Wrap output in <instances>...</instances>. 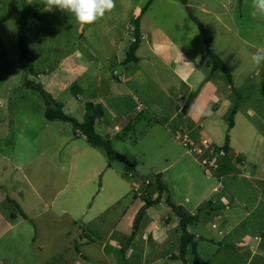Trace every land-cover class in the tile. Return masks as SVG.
Here are the masks:
<instances>
[{
	"label": "rangeland",
	"instance_id": "rangeland-1",
	"mask_svg": "<svg viewBox=\"0 0 264 264\" xmlns=\"http://www.w3.org/2000/svg\"><path fill=\"white\" fill-rule=\"evenodd\" d=\"M147 1L115 0L104 17L82 25L44 0H0V264H127L124 239L146 193L158 197L157 175L170 200L197 216L188 232L201 260L264 264V62L251 60L264 47V16L251 15L252 0H154L140 21L139 61L124 64L133 21ZM26 5L38 7L27 17L29 52L22 58L14 12ZM193 17L212 33L211 48L233 87L222 72L210 75ZM206 78L194 98L184 92V79L195 91ZM36 84L78 123L86 102L102 105L95 132L126 161L108 167L104 151L76 135L72 123L47 121L45 103L30 88ZM227 134L238 153L230 152L236 172L218 178L223 158L213 148ZM185 136L204 153L190 152ZM9 200L29 219H11L17 211ZM144 210L141 230L170 226L173 239L181 236L165 201ZM174 241L147 243L143 258L129 264H193L190 249L185 261L166 256H178Z\"/></svg>",
	"mask_w": 264,
	"mask_h": 264
},
{
	"label": "trees",
	"instance_id": "trees-1",
	"mask_svg": "<svg viewBox=\"0 0 264 264\" xmlns=\"http://www.w3.org/2000/svg\"><path fill=\"white\" fill-rule=\"evenodd\" d=\"M182 4L187 6V0H179ZM154 2V0H148L147 3L143 8L139 10L138 16L133 21V39L132 42L126 52V57L123 61L124 64L129 62H138L139 59L136 55V51L138 50L140 43L142 41V34L140 31V21L141 17L145 14L147 9L150 5ZM37 7L36 5H26L21 10L15 11L16 17V25H17V35H18V46L20 49L21 57L27 58L28 57V46L26 44V34H27V17L29 15H36L37 14ZM188 8V7H187ZM188 10H190L188 8ZM194 21L196 19L192 18ZM197 22V21H196ZM199 31L203 34L204 44H205V54L207 56L206 66L210 68V75H212L216 71L222 72L225 76L228 84L233 87V78L221 58L212 50L211 44L213 41L212 33L205 29V27L197 22ZM208 81V78L204 79L199 87L192 92L189 96L190 98H194L202 88V86ZM30 88L36 93V95L45 103L46 109L44 112V117L47 121H61L65 123H72L76 130V135L81 134L85 137L86 142L93 148L102 149L109 161L108 167L112 161L119 160V161H126L125 158L117 153L112 148L111 140L108 137L101 136L95 132L94 126L96 121H100V119L104 116V109L102 105L95 104L91 102H86L84 104V115L83 121L78 123L74 118L67 115L63 111V105L51 100L46 92L42 89L39 84L31 85ZM72 93L75 96H78L81 90L77 86H73L71 89ZM238 110V104L235 103L232 105L229 113L226 117L227 122V130L228 133L230 130L233 129L235 122L234 118ZM229 135L227 134L224 140V144L219 147L213 148V155H220L222 156V161L216 166L215 168V175L218 178L223 177L224 175L235 173L236 168L234 164L231 162L230 152L231 148L229 145ZM240 161V158H236V162ZM126 172L131 173L132 166L129 165L128 162H125ZM152 184L150 183L149 186ZM155 190L159 192L157 198L152 199L149 193L143 197L144 207L149 208L153 205L160 204L161 196L166 195L165 203L170 208L171 212L178 218V228L181 232L180 242H179V254L178 256H172V259H181L185 261V257L187 255L188 249H190L193 255V264H208L207 262L201 260L198 257L197 253V243L195 242V236L188 232V227L197 220L196 215L189 214L186 212L181 206L175 205L171 200L170 196L167 193L166 186L161 181V175H157L155 181ZM11 201V200H9ZM16 210L19 213V216L23 219H28L27 216L22 212L19 206L14 202L11 201ZM212 201L208 200L205 204L206 207H210L212 205ZM144 208V209H145ZM144 209L140 210L137 213V216L132 224L131 234L128 236L124 248L121 250V254H124V250L131 244L133 239L135 238L136 234L139 231V225L142 221L144 215ZM17 215L11 214L10 218L15 219Z\"/></svg>",
	"mask_w": 264,
	"mask_h": 264
},
{
	"label": "clouds",
	"instance_id": "clouds-1",
	"mask_svg": "<svg viewBox=\"0 0 264 264\" xmlns=\"http://www.w3.org/2000/svg\"><path fill=\"white\" fill-rule=\"evenodd\" d=\"M49 10L53 8L71 13L82 25H91L115 8V0H44ZM252 16H264V0H252ZM251 60L260 65L264 62V47L252 54Z\"/></svg>",
	"mask_w": 264,
	"mask_h": 264
},
{
	"label": "crops",
	"instance_id": "crops-1",
	"mask_svg": "<svg viewBox=\"0 0 264 264\" xmlns=\"http://www.w3.org/2000/svg\"><path fill=\"white\" fill-rule=\"evenodd\" d=\"M141 31V30H140ZM142 34V33H141ZM142 38H143V35H142ZM160 46V45H159ZM157 50H158V47H155ZM137 52V51H136ZM181 85H184V92L186 94H189L190 92H193L194 90L192 89V87H190L188 85V83L185 81V79L183 80L182 84ZM207 87V84L203 87L202 91H204V89ZM185 94V95H186ZM210 97L212 96L213 97V92L211 95H209ZM137 111L138 112H142V106L141 104L138 105L136 107ZM235 126V125H234ZM234 128V127H233ZM193 142L197 143V141H194ZM230 148H231V152L233 153H237L230 145ZM238 154V153H237ZM2 156L0 155V158ZM165 195V194H164ZM37 196V199H39V196L38 194H36ZM166 198V197H165ZM13 201V200H11ZM10 201V202H11ZM16 204L17 202L14 201ZM18 205V204H17ZM19 206V205H18ZM20 207V206H19ZM22 209V212L27 216V218L29 219V216H28V213H26V210L23 208ZM17 211V210H16ZM17 213V217L19 219H23L19 216V213L18 211L16 212ZM11 214H15V213H10ZM172 214V213H171ZM16 215V214H15ZM174 215V214H173ZM168 217L170 218V223L172 222V216L168 215ZM175 220V218H174ZM177 221V225H178V219L176 220ZM170 227V226H168ZM168 227H160V225H155L154 227H152L151 229L149 230H141V228L139 227V231L138 233L136 234L135 238L133 239V241L131 242V244L125 249L124 251V254H123V262L129 264V263H133L136 259V257L138 255H140V259L143 258L144 254L146 253V244H153V245H158V244H165V242H169V240L172 239L175 240L174 241V245H177L179 246V242H180V236L173 239L171 237V234H170V229ZM127 240V237L124 239V242H126ZM124 242H119V246L121 247V245L124 243ZM264 243V242H263ZM251 249V248H250ZM127 250V251H126ZM248 251V249H243L241 252H246ZM262 253L264 254V247L262 248ZM141 253V254H140ZM169 259L171 260H178V259H172V256H174L173 254H168L166 255ZM264 257V256H263ZM252 258V257H249V259ZM263 261H264V258H261ZM160 259L157 260V262L159 261Z\"/></svg>",
	"mask_w": 264,
	"mask_h": 264
},
{
	"label": "built area",
	"instance_id": "built-area-1",
	"mask_svg": "<svg viewBox=\"0 0 264 264\" xmlns=\"http://www.w3.org/2000/svg\"><path fill=\"white\" fill-rule=\"evenodd\" d=\"M182 143H183V145L185 146V147H187V148H191V147H193L192 149H189V151L190 152H194V153H198V154H202V153H204L203 151V149H201V148H199L198 146H197V144H195V142H193V141H190L189 140V138L187 137V136H185L183 139H182ZM208 144H209V142L207 141V140H203L202 141V145H203V147H204V149H206L207 147H208ZM212 155V154H211ZM150 184V182L149 181H146L145 182V185H149ZM161 203L160 204H162V201H165V200H163V198L161 197Z\"/></svg>",
	"mask_w": 264,
	"mask_h": 264
}]
</instances>
